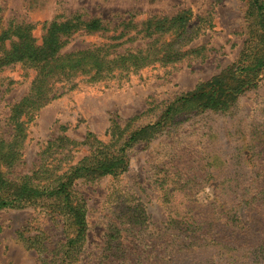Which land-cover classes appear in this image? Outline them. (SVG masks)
Instances as JSON below:
<instances>
[{
	"label": "rangeland",
	"instance_id": "374dc122",
	"mask_svg": "<svg viewBox=\"0 0 264 264\" xmlns=\"http://www.w3.org/2000/svg\"><path fill=\"white\" fill-rule=\"evenodd\" d=\"M68 19L96 21L100 30L63 38L61 55L102 49L108 59L136 51L150 57L136 71L58 84L24 126L7 180L40 192L67 185L86 226L77 237L56 195L12 207L16 196H5L14 189H2L10 204L0 210V264H111L110 251L120 256V244L130 251L142 240L163 244L160 264H264V232L243 233L264 228L255 207L264 196V67L240 76L244 90L225 110H189L178 102L246 56H264L251 0H0L2 28L30 26L37 44L50 22ZM34 74L23 64L0 72L5 142L13 136L11 109L28 94ZM157 123L124 150L123 171L74 172L80 164L90 167L96 149L119 157L129 134ZM202 210L235 236L195 240L170 223L175 214ZM134 213L142 220L137 243L125 230Z\"/></svg>",
	"mask_w": 264,
	"mask_h": 264
},
{
	"label": "trees",
	"instance_id": "16d2710c",
	"mask_svg": "<svg viewBox=\"0 0 264 264\" xmlns=\"http://www.w3.org/2000/svg\"><path fill=\"white\" fill-rule=\"evenodd\" d=\"M251 2L258 13L260 29L264 35V14H262L264 5H260L258 0H251ZM78 21V19H68L63 22L53 20L47 25L40 44H37L30 34V26H15L4 29L0 20V72L8 66L23 64L27 65L35 73L28 94L11 109L9 120L13 126L12 138L8 142L0 138V192L5 188L14 189L13 192L7 191L8 195L5 196L6 198L8 196H16L14 203L19 204H12V207L30 203L40 198L43 193L60 197L61 202L67 209V213L72 216L77 237L85 230V215L77 204L70 201L67 185H60L56 188L57 190L52 192H40V190L31 188L26 183L11 184L6 178L8 170L14 167L20 157L19 143L24 138V126L36 116L40 108L53 99L52 92L58 84L69 83L79 76H88L90 81L96 82L107 78L114 71H136L150 57L149 54L144 57L140 56L138 54L141 52L136 51L134 54H126L125 52L108 59L107 54L104 55L102 53V49L61 55L60 49L66 42V40L63 41V38H69L81 30L86 32L100 30L96 21L87 22L86 24ZM179 23H183L182 18H180ZM6 43H8L7 47ZM146 52L147 50L144 53ZM245 58L241 66L234 67V69H226L224 73L213 77L209 82L197 85L192 92L183 95L178 100L182 104L180 106L184 107V109H198L201 111H222L227 109L244 90L245 81L240 76L244 73H246V76L251 73L255 75L264 67V56L256 59L253 56H246ZM238 72L239 74H237ZM245 80L250 84L248 79ZM170 114L168 109L165 116ZM159 125L157 123L154 126H147L129 134L125 139L124 146L119 150L121 153L119 157H111L106 148H104L105 152H100L96 149L90 167L80 164V166L77 165L73 168L74 172L87 170L98 176H105L123 171L126 168V162L123 158L124 150L130 144L150 136ZM4 195H0V210L5 209L10 204L5 198H2ZM259 200L258 205H255V207L258 209L259 225H262L264 222V196L260 197ZM204 212L202 210L197 213L193 211L185 212L184 215L175 214V218L171 219L170 223L182 226L178 230L183 235L190 233L187 237L195 240L208 236L210 239H216L212 240L216 242L225 241L229 237L235 236L234 232L228 233L226 226L218 224L213 226L210 216L204 215ZM127 222L126 233L134 237L137 243L142 234V226L138 224L142 223V220L140 216H137V213H134L128 218ZM262 232H264V228L259 226L255 230L243 233L254 235ZM143 241L133 245V248L130 249V251L134 249L133 253H138L137 255L127 251V247L120 244L119 249L116 247L115 251H122V254L117 256L116 252L110 251L112 254L108 256V262L112 264L115 260H119L120 264H160L163 244H160V241L155 243L149 240ZM111 249L114 251V247Z\"/></svg>",
	"mask_w": 264,
	"mask_h": 264
}]
</instances>
